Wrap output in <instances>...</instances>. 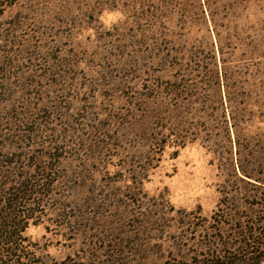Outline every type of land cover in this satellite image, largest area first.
Instances as JSON below:
<instances>
[{"label": "rangeland", "instance_id": "rangeland-1", "mask_svg": "<svg viewBox=\"0 0 264 264\" xmlns=\"http://www.w3.org/2000/svg\"><path fill=\"white\" fill-rule=\"evenodd\" d=\"M3 141L42 264H264V0H0Z\"/></svg>", "mask_w": 264, "mask_h": 264}, {"label": "trees", "instance_id": "trees-1", "mask_svg": "<svg viewBox=\"0 0 264 264\" xmlns=\"http://www.w3.org/2000/svg\"><path fill=\"white\" fill-rule=\"evenodd\" d=\"M21 159L23 155L9 150V144H0V264H42L22 237L30 219L26 206L35 186ZM253 242L264 247V224L256 226Z\"/></svg>", "mask_w": 264, "mask_h": 264}]
</instances>
